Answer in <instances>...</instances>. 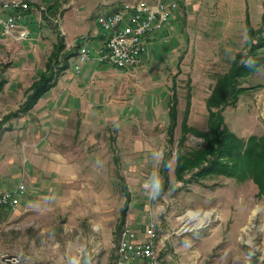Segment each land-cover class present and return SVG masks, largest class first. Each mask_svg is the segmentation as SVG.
Returning a JSON list of instances; mask_svg holds the SVG:
<instances>
[{
	"label": "crops",
	"instance_id": "0c3cea01",
	"mask_svg": "<svg viewBox=\"0 0 264 264\" xmlns=\"http://www.w3.org/2000/svg\"><path fill=\"white\" fill-rule=\"evenodd\" d=\"M178 1L176 16L152 37L137 68L101 66L92 56L77 75L71 67L79 41L87 36L89 44L97 47L105 36L95 22L96 15L84 21L64 12L75 2L59 7L57 20L47 15L56 9L55 1L49 2L48 9L40 7L35 15H26L28 9L16 11L22 14L18 29L28 30L30 36L18 40L26 50L24 58L0 63V98L12 104L17 101L16 107L0 114V191L23 184L25 192L15 209H2L0 219L5 224L1 230L16 226L12 227L17 241L13 254L23 264H115L123 226L140 228L152 222L157 232V221L146 204L154 197L146 188L151 191L154 185L159 193L164 191L170 168L178 181L175 152L180 127L177 139L175 133L179 114L169 144L167 107L174 81L195 47L185 13L200 5V0ZM250 2L255 4L246 1ZM4 17H0V41L5 40L0 43L9 46L13 42L9 38L14 37L4 33ZM31 41L37 47L32 51ZM234 42L223 38L224 54L232 56ZM58 45L51 87L24 110L31 85L45 72ZM64 58L68 67L62 70ZM28 61L33 62L34 71L28 85L22 76L8 79L9 69H20ZM140 79L150 85L144 86L146 82ZM179 105L178 97L177 111ZM230 130L243 138L264 135V130L245 134ZM156 155L160 157L154 160ZM217 179L219 187L214 186ZM202 183L206 192L193 191L199 204L193 207L192 241L179 240L178 257L172 259L168 253L160 263L264 264V189L259 193L251 179L238 181L213 174L194 177V184ZM143 202L146 206L142 207Z\"/></svg>",
	"mask_w": 264,
	"mask_h": 264
},
{
	"label": "rangeland",
	"instance_id": "374dc122",
	"mask_svg": "<svg viewBox=\"0 0 264 264\" xmlns=\"http://www.w3.org/2000/svg\"><path fill=\"white\" fill-rule=\"evenodd\" d=\"M26 1L29 8V11L25 13L26 15H35L37 12L40 13V7L48 9L49 2L55 1L57 4L56 9L52 12H47V15H50L53 17V19H56L55 15L57 12H59V7L68 2H75V4L72 3V6L69 9L64 10V12H68L69 15L77 16L84 21H90L91 16L93 17L97 15V13L101 10V6L103 5L101 3L102 1H104L108 6H114L126 1L134 0ZM149 1L153 2L155 0ZM246 1L247 0H215L213 3V0H209L207 3L210 4H204L203 0H200V5L198 8L189 10L188 13H185V18H189V23L193 28L191 36L195 47L189 51L188 59L185 63V69L182 70L181 74L178 75L176 81H174L175 84L173 85L178 92V97L180 100V105L178 108L179 123L184 110L186 97L190 93L192 103L189 116V125L201 130L206 128V98L208 97L217 78L227 70L231 60L234 59V56L238 52L244 51L243 48L239 51L238 46L243 44V41L246 39L243 21L245 16V8L248 9L249 20L251 24L261 21L263 0H254V5H252L251 2L246 3ZM4 2L5 0H0L1 18L6 15V11L2 7ZM41 12L43 13V11ZM42 15L43 14H41V16ZM174 16H176V14ZM173 18L174 17H172L170 21H172ZM224 37L231 39L232 42L235 41L234 44H232L234 50L232 51V56H230L231 53L228 52L224 54L223 46H220ZM9 39L13 41L9 46L2 45L5 39L0 41L2 42L0 43V63L5 61L7 62L11 59L16 62L25 56L26 50L20 45L19 42L21 41L11 37ZM7 41L9 40L6 39L5 42ZM30 43L32 51L36 47V44L33 41ZM32 65L33 62L28 61L27 63H24L20 69L16 70L11 68L6 72V76L9 80H12V78H15L16 76H22L24 85L26 86L30 83L31 77L34 75ZM27 67L31 68L29 69ZM115 68L118 70H125L123 68ZM140 80L145 81L143 79ZM145 82L146 83L144 86L150 85L148 80ZM240 82L242 86L250 88L254 86L255 87L249 89L248 95H245L243 99H240L237 107H229L224 110L223 115L228 123V128L236 131L238 134L262 131L264 130V68L256 74L254 73L249 77L243 78L240 80ZM6 92L9 93L10 91H5V93ZM16 105L17 101H14L12 104L8 103L6 99L1 97L0 114L2 112L9 111L10 109L16 107ZM2 123L3 122H0V124ZM179 125L176 128V139L179 137ZM200 144L201 141L199 139L191 137L186 142V149L196 148ZM159 157L160 155H156L154 160ZM173 162L174 158L172 157L170 164L173 165ZM157 164L160 163L157 161ZM194 177V173L192 174V172H187V174L183 176V181H176L170 168L168 181L169 185L165 186L167 188L164 189V191L159 193L155 190L154 185L151 187V191H148L149 187L146 188L148 195L151 194V196L154 197L152 201H149V203L146 202V204L148 206L147 208L151 209L148 211H152V219L157 221L156 233L159 240L157 246L160 258L166 257L168 253H170L172 259L173 257L177 256L176 247H178L180 244L179 240L182 241L184 239L189 242L192 241L191 226L194 222L193 207L199 204L198 200L194 199L193 197V191L194 189L200 190L202 192H206L208 190V188H205L206 185L203 183L202 186L194 184ZM156 179H159V176L156 175ZM165 180L167 183V179ZM217 180L218 181L214 184V186L219 187L221 186L220 180ZM136 187H139V185ZM140 187L142 188L143 192H146L142 186ZM136 195L139 196V194ZM138 205H140V203H138ZM141 205L142 207L146 206L145 202L141 203ZM143 210L147 209L144 208ZM1 222L4 224V220H2V218ZM12 227L16 226L13 225ZM12 227L9 228L7 232L5 229H0V253H16L17 251L16 231L15 228ZM183 228H188L187 230L189 231L183 234ZM185 256H188V254H185Z\"/></svg>",
	"mask_w": 264,
	"mask_h": 264
},
{
	"label": "trees",
	"instance_id": "16d2710c",
	"mask_svg": "<svg viewBox=\"0 0 264 264\" xmlns=\"http://www.w3.org/2000/svg\"><path fill=\"white\" fill-rule=\"evenodd\" d=\"M29 11V8L27 12ZM243 18L246 39L243 41L244 51L239 52L231 60L229 67L220 75L205 101L207 110L206 130L201 131L188 124L191 109V95H187L180 122L181 136L175 152V176L183 181L187 172L195 177L222 175L238 181L251 179L258 187L259 193L264 189V135H250L247 138L233 133L225 121L223 112L226 108H234L240 97L249 89L240 84V80L249 77L264 67V1L262 2L261 21L251 24L248 9L245 8ZM231 24L230 22H228ZM256 27V28H255ZM61 46L54 47L52 55L46 63L45 72L31 85L30 94L23 105L30 109L38 97L46 92L53 81L52 67ZM60 69H65V62ZM175 84V83H174ZM173 84V85H174ZM178 92L171 88L168 102L167 143L173 141V130L177 126ZM189 136L199 137L201 144L193 149H186ZM195 170V171H194Z\"/></svg>",
	"mask_w": 264,
	"mask_h": 264
},
{
	"label": "built area",
	"instance_id": "2783aa9c",
	"mask_svg": "<svg viewBox=\"0 0 264 264\" xmlns=\"http://www.w3.org/2000/svg\"><path fill=\"white\" fill-rule=\"evenodd\" d=\"M2 7L7 12L2 21L4 33L17 40L27 38L29 31L18 29L22 14L16 13L17 10L25 12L28 9L27 1H6ZM177 9L178 0H134L114 6L103 4L95 22L105 36L97 47L89 44L87 36L82 37L72 71L80 74L92 56L101 66L125 70L137 68L149 51L152 37L170 22ZM24 192L23 184L13 190L0 191V212L2 209H15ZM158 242L152 222L140 228L123 226L117 241L115 264H161ZM0 264H23V261L13 253L1 252Z\"/></svg>",
	"mask_w": 264,
	"mask_h": 264
},
{
	"label": "bare ground",
	"instance_id": "6f19581e",
	"mask_svg": "<svg viewBox=\"0 0 264 264\" xmlns=\"http://www.w3.org/2000/svg\"><path fill=\"white\" fill-rule=\"evenodd\" d=\"M199 224V223H198ZM204 225V224H203ZM199 226V225H198ZM95 230V229H94Z\"/></svg>",
	"mask_w": 264,
	"mask_h": 264
},
{
	"label": "water",
	"instance_id": "95a60500",
	"mask_svg": "<svg viewBox=\"0 0 264 264\" xmlns=\"http://www.w3.org/2000/svg\"><path fill=\"white\" fill-rule=\"evenodd\" d=\"M198 139V138H197Z\"/></svg>",
	"mask_w": 264,
	"mask_h": 264
}]
</instances>
